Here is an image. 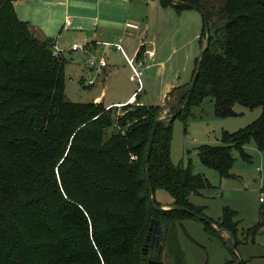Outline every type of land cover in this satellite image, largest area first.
Masks as SVG:
<instances>
[{"label": "trees", "instance_id": "16d2710c", "mask_svg": "<svg viewBox=\"0 0 264 264\" xmlns=\"http://www.w3.org/2000/svg\"><path fill=\"white\" fill-rule=\"evenodd\" d=\"M15 1L0 0V264H143L153 219L166 225L163 247L171 261L165 264H187L178 222L197 218L207 231L216 230L204 206L190 200L208 179L194 172L192 162L171 159L174 120L158 124L147 163L153 122L164 107L69 101L66 60L53 54V39L39 37L19 18ZM180 1L206 13L210 29L204 24L199 42L202 50L209 36V47L191 94L187 98L190 82L171 114L185 103L177 117L187 121L191 107L207 97L222 117L235 115L236 104L262 108L248 126L224 131L222 144L198 148L206 166L229 176L234 150L250 159L245 146L251 140L264 149V0ZM161 4L186 8L172 0ZM145 52L140 47L137 58ZM147 166L153 191L167 190L173 207L152 205ZM236 216L225 207L218 226L237 245ZM263 226L260 220L245 238Z\"/></svg>", "mask_w": 264, "mask_h": 264}, {"label": "rangeland", "instance_id": "374dc122", "mask_svg": "<svg viewBox=\"0 0 264 264\" xmlns=\"http://www.w3.org/2000/svg\"><path fill=\"white\" fill-rule=\"evenodd\" d=\"M169 10L171 11V8L167 11ZM182 10L184 14L178 22L177 33L174 34L175 30L170 32L164 40L166 43L164 57L168 59L162 79H166V82L172 81L175 87L183 85L184 88L181 91L170 92L166 100L167 93L163 95L161 92L163 83L157 68L145 67L141 77L142 87L138 90L141 82L126 79L127 69L124 70V66H127V63L120 65V57L117 56L119 58L117 61L112 55L113 57H107V60L111 62V67L116 66L114 67L116 74L109 81L106 101L114 98L122 99L136 91L137 95L139 94V97L146 102L145 104L163 102L166 112L162 114L171 115L173 108L180 105L182 91L188 87L196 70L202 46L199 37L204 28L201 11L188 7ZM62 57L66 60L67 99L73 102L92 100L97 90L101 88L102 77L92 73L94 69L90 68L89 59L98 58V55L79 50L65 52ZM117 68H120L118 73ZM131 72L132 70L130 74ZM90 78L93 79L94 84L87 83ZM234 109L235 115L219 116L215 113L213 98L207 97L201 104L191 107L192 115L187 121L182 117L175 118L172 123L171 159L175 164L182 163L185 166L192 162L194 172L208 179L210 183L208 186L192 194L193 201L198 206H204V213L208 217L220 218L225 207L237 211L236 219L239 221L241 231L239 237L243 234L241 238L243 240L247 229L264 218V149H260L256 142L251 140L245 146L250 159H246L239 151L234 150L235 162L232 174L225 177H222L215 168L206 166L198 152L201 145L222 144L224 131L233 132L248 126L260 116L262 111L261 107L249 108L241 104H236ZM155 198L158 202L173 201L171 194L162 188L155 191ZM178 231L187 264H222L232 260L236 255L246 264H264V226L254 237H248V241L238 243L236 251L229 248L220 233L207 232L204 222L200 219L186 218L183 226H178ZM164 257L168 262L171 261L166 251Z\"/></svg>", "mask_w": 264, "mask_h": 264}, {"label": "crops", "instance_id": "0c3cea01", "mask_svg": "<svg viewBox=\"0 0 264 264\" xmlns=\"http://www.w3.org/2000/svg\"><path fill=\"white\" fill-rule=\"evenodd\" d=\"M14 5L19 18L28 21L39 37L53 39L55 46L64 49L61 56L65 52H73L70 50L71 44L84 38L86 40L84 52H92L97 54L98 57H104L106 60L107 57L111 58L114 55L118 61L117 56H119L121 59L120 65L127 63V66H124V70L127 69L126 79L129 78L133 81L130 78L131 67L128 59H134L136 63H144L146 69L157 68L163 83L161 90L163 95L168 92L170 94L176 86L172 81L166 82V79H162L165 75L168 59L164 57L166 50L164 40L170 32L175 30L174 34L177 33L178 22L181 21L184 14L182 9L177 10L170 5L164 6L160 0H16ZM168 8H171V11H167ZM68 19L71 20L70 25L66 24ZM119 38H123V51L117 50L113 45ZM142 46H144L146 52L141 59H138L137 53ZM108 60L107 65L104 67L90 66L91 69H94L92 70L93 74L102 77L101 88L97 90L92 100L104 102L107 108L135 102L145 104L146 102L139 97V94L137 95L136 91L131 92L125 98H114L106 101L109 81L116 74L114 68L116 66L111 67V62H108ZM117 69L118 73L120 68ZM120 73L122 74V72ZM140 82L138 90L142 87V80ZM152 105L164 107L163 102ZM163 112H166L165 108ZM165 114H162V117L168 116V113ZM190 200L193 204L198 205L193 201V195H191ZM173 202L174 199L173 201L168 200L160 203L165 209H168L173 207ZM210 218L215 221L213 226L220 228L218 226L220 218ZM185 220L179 221L178 226H183ZM261 220L264 222V218ZM244 232L242 231V233ZM221 235L226 240L228 232L224 230ZM242 236L243 234L240 238ZM246 241H248L247 238L243 237L241 242ZM165 251L163 247L161 259L164 264L168 262L164 257Z\"/></svg>", "mask_w": 264, "mask_h": 264}, {"label": "water", "instance_id": "95a60500", "mask_svg": "<svg viewBox=\"0 0 264 264\" xmlns=\"http://www.w3.org/2000/svg\"><path fill=\"white\" fill-rule=\"evenodd\" d=\"M172 1L174 3H178V4L184 5L186 7L198 9L199 11H201V13L203 15V19H204V24L206 26L207 31H209L210 25H209L208 17H207L206 13L203 10L199 9L196 5H194L192 3H189V2H184V1H180V0H172ZM208 47H209V36H207L205 46L203 47V49L200 52L199 61H198V64L196 66V70L194 72L191 84L189 86V93L187 95V98L191 94V92H192V90H193V88H194V86L196 84V81L198 79V75H199V72H200L201 64L203 62L206 49ZM168 98H169V93H167L166 100H168ZM184 105H185V103L182 104L179 107V109H177V111H175L173 114L154 120L153 126H152V130H151V133H150L149 145H148L147 163H148L150 155H151L152 144H153V140H154V136H155L158 124L162 120H167L168 124H170V122L172 120H174L177 117V115L182 111ZM147 182H148V186H149L150 193H151L152 205L157 210L165 209L162 205H157L156 202H155V192L153 191L152 186H151L149 166H147ZM176 208L179 209V210L187 211V212L195 215L196 217H201L202 219H206L205 217L201 216L200 214H198L197 212H195L193 210H189L187 208L180 207V206H176ZM149 230L150 231H149V234H148V237H147V241L148 242H146L145 246L143 247V249H144V258H143L144 261H143V264H164V262L161 259V255H162V249H163V245H164V237H165V232H166V225L160 220L153 219L151 221V226H150ZM215 230L218 233L221 234L222 231H224L225 229H223V228H215ZM225 231H227V230H225ZM154 237H157V245H158L157 247H158V249H157V252L155 254H152V253L149 252V249H150L149 240L150 239L152 240ZM226 242H227L229 248L232 251H236V244H235L233 235L230 232H228V236L226 238ZM240 262H241V260L238 259L236 261V263H234V264H240Z\"/></svg>", "mask_w": 264, "mask_h": 264}, {"label": "built area", "instance_id": "2783aa9c", "mask_svg": "<svg viewBox=\"0 0 264 264\" xmlns=\"http://www.w3.org/2000/svg\"><path fill=\"white\" fill-rule=\"evenodd\" d=\"M30 1H41V0H30ZM67 25L71 24V20L68 19L66 21ZM123 38H119L117 42L113 43L114 47L117 50H121L123 51ZM86 49V42L85 39H81L79 42H75L72 44V46L70 47V50L75 51V50H85ZM62 51H64V49L59 48L58 46H55L53 49V54L55 56H61ZM128 63L131 67V75L130 78L132 80H138L139 82L141 81V77L144 74V68L146 67V65L144 63H140L137 62L133 59H128ZM89 65L91 67H104L107 65V60L104 57H91L89 59ZM88 84L93 83V80H87ZM132 158H136L135 156H132Z\"/></svg>", "mask_w": 264, "mask_h": 264}, {"label": "flooded vegetation", "instance_id": "af4514ba", "mask_svg": "<svg viewBox=\"0 0 264 264\" xmlns=\"http://www.w3.org/2000/svg\"><path fill=\"white\" fill-rule=\"evenodd\" d=\"M149 243H150V249H149V252L152 253V254H155L157 252V249H158V245H157V237H154L152 240L150 239L149 240Z\"/></svg>", "mask_w": 264, "mask_h": 264}]
</instances>
